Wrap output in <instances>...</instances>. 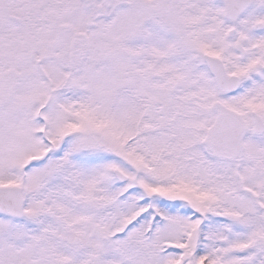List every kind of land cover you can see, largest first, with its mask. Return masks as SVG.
<instances>
[{"label":"snow or ice","instance_id":"6c2138e0","mask_svg":"<svg viewBox=\"0 0 264 264\" xmlns=\"http://www.w3.org/2000/svg\"><path fill=\"white\" fill-rule=\"evenodd\" d=\"M0 264H264V0H0Z\"/></svg>","mask_w":264,"mask_h":264}]
</instances>
